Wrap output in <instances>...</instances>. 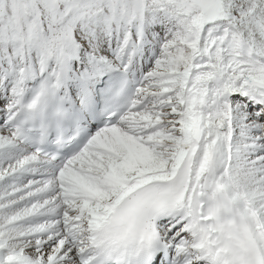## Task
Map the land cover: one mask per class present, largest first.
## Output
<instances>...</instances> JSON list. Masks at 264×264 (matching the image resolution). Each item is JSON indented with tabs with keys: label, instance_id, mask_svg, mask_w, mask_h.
I'll return each mask as SVG.
<instances>
[{
	"label": "snow or ice",
	"instance_id": "snow-or-ice-1",
	"mask_svg": "<svg viewBox=\"0 0 264 264\" xmlns=\"http://www.w3.org/2000/svg\"><path fill=\"white\" fill-rule=\"evenodd\" d=\"M0 264H264V0H0Z\"/></svg>",
	"mask_w": 264,
	"mask_h": 264
}]
</instances>
